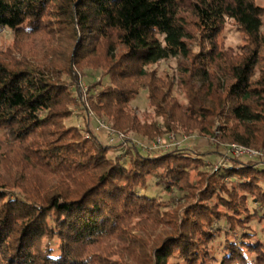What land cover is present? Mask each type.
<instances>
[{"label":"trees","instance_id":"trees-1","mask_svg":"<svg viewBox=\"0 0 264 264\" xmlns=\"http://www.w3.org/2000/svg\"><path fill=\"white\" fill-rule=\"evenodd\" d=\"M228 19L245 36L238 48L219 41ZM2 29L46 40L37 55L0 54V264H111L106 244L125 239L128 264L141 249L148 253L134 264H264V158L228 155L201 171L212 153L102 143L64 123L73 105L86 108L75 68L87 67L101 75L85 86L90 107L116 132L143 141L187 132L264 148L263 5L0 0ZM170 59L176 80L159 69ZM141 92L152 107L143 118L132 108ZM151 181L166 200L148 193ZM168 216L171 229L150 249L134 240L139 225L151 233Z\"/></svg>","mask_w":264,"mask_h":264},{"label":"rangeland","instance_id":"rangeland-1","mask_svg":"<svg viewBox=\"0 0 264 264\" xmlns=\"http://www.w3.org/2000/svg\"><path fill=\"white\" fill-rule=\"evenodd\" d=\"M259 4L264 6V0H256ZM62 26V25H61ZM44 40H46L44 34L40 33L38 35H21L18 37H13V34L10 30L8 29H2L0 31V54L4 55L7 54L9 51H12L11 54L16 56V52L15 50L18 48L20 52L24 53V51L28 52L30 51V53L33 54V52L35 51V48L37 46L40 45V43H44ZM219 41H221V43L223 44V48L225 47H232V48H238L240 45H242L245 42V36L244 34L238 30L236 24L228 19L226 21L225 27L221 33V37L219 38ZM47 44H52V48L55 44H57L56 42L52 41L49 42L47 41ZM61 42H59L58 45L61 46ZM70 45L75 46L76 45V41H71ZM40 47V46H39ZM38 49V48H37ZM61 53V52H60ZM33 55H37V50ZM19 57V56H18ZM175 68H176V60L175 59H170L164 62L160 63V67L159 69L162 71L168 70V72L170 73H175ZM75 72L77 73L78 76V81L76 82V84L79 86H81V98L84 100V107H86L85 109H82L81 106L79 105H73L71 107V110L73 111V115L72 117H70L69 119H66L64 121V123L67 126H77L82 130V133L84 135V133L87 134H91L94 133L92 132L96 126V122L94 119L95 113L94 111L91 109L90 104H89V99H88V91L86 89L85 86H87V82H91L93 78L99 79L101 78L100 75V71H93L88 69L87 67L84 68V72L80 71V69H76L75 68ZM85 73V75L83 74ZM177 74H174V80L177 79ZM193 84V83H192ZM79 86V88H80ZM173 95L177 98V100L184 104L186 103V100L183 96V91H179L176 90L174 91ZM133 106L132 108L136 111L137 115L139 117L143 118V114L145 111L148 112H152V107L151 105L147 102V98L144 92H141V94L133 101ZM96 118H98V116H96ZM148 120H154L155 116L152 113H149L148 115ZM103 121L105 123H107L108 121L106 120L105 117H102ZM108 124V123H107ZM109 125V124H108ZM110 126V125H109ZM103 130V129H102ZM114 130V129H113ZM115 131V130H114ZM123 133V132H122ZM95 134H97V136L100 138L102 143H108V135L106 133L105 130L103 131H98L97 133L95 132ZM4 134L2 132H0V136H3ZM159 138L161 140V144L167 145L170 143L171 140L177 142V144L181 147H187L192 149L193 151L197 152V153H204V152H208V153H212V154H203L202 156H204V161H205V167H199L198 170H213L214 171V167L216 166V162L217 164L222 165L226 159L228 158V155L232 156V157H236L238 158V156H234L232 153L228 152L229 151V147L233 144L236 148V150L245 152L247 154H243L241 156H239L242 159H249V158H256V159H260V158H264V148L261 145H256L255 147L253 146H248V145H244V144H240V143H236V142H219L220 144L217 145L218 141L215 138H208V137H199L197 136L195 133H187V132H175V131H171L169 133H165L162 135H158L155 136L153 139L151 140H140L138 139L137 135L133 134V133H129V134H125V139L127 140H132V141H137L138 143H140L141 145H145V146H149L152 145L153 142L155 141V139ZM263 136H260V139H262ZM139 144V145H140ZM218 146V147H216ZM140 147V146H139ZM172 147V146H170ZM141 148V147H140ZM165 148V147H162ZM143 149V147H142ZM144 150V149H143ZM147 151L149 149H146ZM214 150H217L218 152H213ZM212 151V152H211ZM248 151V152H247ZM150 152V151H149ZM212 163H215V165ZM219 165V166H220ZM197 167L195 164L194 166L191 167V169H189L188 171V180L190 182H194L198 179L199 175H198V171H197ZM4 170V168H0V173H2ZM151 183V184H150ZM149 194L154 195V196H161V198L163 200L167 199V196H165L164 193L161 192V189L156 187L154 185V183L151 181L149 182ZM170 203L172 201H169ZM174 203H177V201H175ZM169 210H173L172 207L168 208ZM171 217L168 216L167 219H165L163 221V223H156V225H151V227H147V229L151 230V233H145V231H138V228L135 230V236L137 241H143L144 243V247L146 249H150L151 245H153V243H156V241L160 240V238L162 237L163 232L168 231L169 229H171L172 226V222H171ZM144 234V235H143ZM126 240V239H125ZM125 240H114L111 243H107L104 250H103V255L110 257V259L113 261L111 264H114L118 261L119 264H128L127 262H125L127 260V255L129 254L128 252V243H126ZM140 250V249H139ZM145 249H141L140 251H137L134 255L129 256L130 259H133L132 264H134L133 262L137 263L138 261V256L142 255V253L144 254ZM111 252H113L114 254H111ZM142 252V253H141ZM110 253V254H109ZM110 255V256H109ZM126 255V256H125ZM121 259V260H120Z\"/></svg>","mask_w":264,"mask_h":264},{"label":"built area","instance_id":"built-area-1","mask_svg":"<svg viewBox=\"0 0 264 264\" xmlns=\"http://www.w3.org/2000/svg\"><path fill=\"white\" fill-rule=\"evenodd\" d=\"M95 122L97 123L96 124V126H95V128H94V130L92 131V132H98V131H103V130H105L106 131V133H107V137H108V143L109 144H117V143H119L120 141H123V140H125L126 141V139H125V134L124 133H122V132H116V131H114L107 123H105L102 119H98V118H95ZM103 129V130H102ZM94 132V133H95ZM89 136V134H87V133H84V137H88ZM137 145H139L140 143H138L137 141H134ZM141 145V144H140ZM172 145H178L177 144V142H175V141H173V140H171L170 141V143L169 144H167V145H164V144H161V140L159 139V138H157V139H155V141L153 142V144L152 145H150L149 146V148H162V147H165V148H167V147H170V146H172ZM143 147H145L146 148V146H144L143 145ZM236 147L232 144L230 147H229V151L228 152H230V153H232L234 156H241V155H243V154H247V153H245V152H242V150L241 151H238V150H236L235 149ZM248 152V151H247ZM220 164H216V166L214 167V169H217L218 168V166H219Z\"/></svg>","mask_w":264,"mask_h":264}]
</instances>
